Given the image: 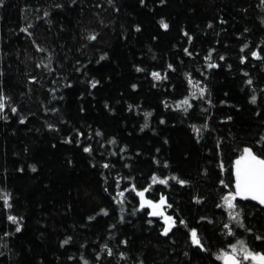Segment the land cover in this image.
Listing matches in <instances>:
<instances>
[{
    "label": "trees",
    "instance_id": "1",
    "mask_svg": "<svg viewBox=\"0 0 264 264\" xmlns=\"http://www.w3.org/2000/svg\"><path fill=\"white\" fill-rule=\"evenodd\" d=\"M0 93V264L264 254V206L223 205L264 158V0H0Z\"/></svg>",
    "mask_w": 264,
    "mask_h": 264
},
{
    "label": "snow or ice",
    "instance_id": "2",
    "mask_svg": "<svg viewBox=\"0 0 264 264\" xmlns=\"http://www.w3.org/2000/svg\"><path fill=\"white\" fill-rule=\"evenodd\" d=\"M160 24L163 28L167 29L168 25L163 20L160 21ZM91 38L94 39L95 37H91ZM245 47H247V45H245ZM185 51H187V49ZM252 55L259 58L258 54L255 52H253ZM221 59H223V57H221ZM209 67H215V65L210 64ZM137 70L140 71V69ZM152 75L155 79L161 78L159 73H153ZM249 83H251V81H249ZM93 87H95V83H93ZM201 94H203V89H201ZM255 99H256L255 97L252 98L253 103L255 102ZM5 100L6 97H4L2 93H0V111H3L5 107V103H4ZM184 103H187V101H184ZM12 111L15 112L16 109L13 108ZM196 131L198 132L199 129H196ZM84 151L88 152L90 151V149L85 148ZM105 167H107V165H105ZM234 174H235V192L230 193L228 196H225L223 198L227 207L230 209L235 207V205L233 204V200H235L237 196L243 199L251 198L252 200H258L260 204H264V158H260L256 156L251 149L245 148L243 150V154L235 162ZM172 179H176V177H172ZM152 183L166 184L167 180L159 179L158 177L153 176ZM179 183L183 184L185 182L179 181ZM146 191H148V189L137 192V195L141 198V207H143L146 204L153 209L150 215L162 216L163 213L160 212L158 209L161 207V205L164 204L165 202L164 198L161 197L159 204H153L151 201H147L144 199V195ZM119 195L123 196V193L121 192ZM3 198L5 200V204L10 207L7 201V197L5 196ZM8 219L13 223H16L17 220V218L14 216H9ZM170 221H172L171 217H165L166 227L164 228V232H163L164 235H167L168 232L171 230V228L174 226V222L169 223ZM225 227H227V225ZM16 231H20V228L17 227ZM191 235H192V242L198 245L200 241L197 238L196 231L193 230ZM65 243H67V241H65ZM239 243L241 244L240 254L243 257V260L251 259L255 261L256 264H264V254L253 253L248 250V248L243 244V242H239ZM109 254H111V250H109ZM218 259H222L224 261V264H241V261L238 260L236 256L235 245L232 246L231 254L224 252L218 257Z\"/></svg>",
    "mask_w": 264,
    "mask_h": 264
},
{
    "label": "rangeland",
    "instance_id": "3",
    "mask_svg": "<svg viewBox=\"0 0 264 264\" xmlns=\"http://www.w3.org/2000/svg\"><path fill=\"white\" fill-rule=\"evenodd\" d=\"M243 154V151H242V153L240 154V156ZM240 156L239 157H237L235 160H234V172H235V162H236V160L237 159H239L240 158ZM234 177H235V174H234ZM235 192V189L233 190V192H231V193H234ZM230 193H227L225 196H228ZM224 196V197H225ZM144 199L145 200H147V201H151V200H148L147 198H145L144 197ZM152 202H154V203H156V201H152ZM140 205H141V198H140ZM146 205V204H145ZM144 205V206H145ZM223 205H224V207L227 209V210H230V208H228L227 207V205L225 204V201H224V199H223ZM146 206H148V205H146ZM149 207V206H148ZM150 209V208H149ZM162 210V209H161ZM162 212H163V215L162 216H159V218H160V220L162 221V223H163V231H164V228L166 227V223H165V217H170L169 215H167V214H165L164 213V211L162 210ZM172 221H170L169 223H171ZM227 253H232V250H229V251H226ZM236 256H237V258L241 261V264H256V262L255 261H253V260H251V259H249V260H243V257H242V255H238L237 253H236Z\"/></svg>",
    "mask_w": 264,
    "mask_h": 264
},
{
    "label": "water",
    "instance_id": "4",
    "mask_svg": "<svg viewBox=\"0 0 264 264\" xmlns=\"http://www.w3.org/2000/svg\"><path fill=\"white\" fill-rule=\"evenodd\" d=\"M249 199H251V198H249ZM160 200H161V198L159 199V200H157L156 201V203H154V202H152L153 204H159L160 203ZM252 200V199H251ZM253 201H255V202H257V203H259L260 204V202L258 201V200H253ZM164 205V204H163ZM163 205H161V207L158 209L160 212H162V207H163ZM260 205H264V204H260ZM150 209V213L153 211V209L151 208V207H149ZM163 213V212H162ZM154 218H158L159 216H153ZM229 254H231V253H229ZM238 259V258H237ZM239 260V259H238ZM222 263L224 264V261L222 260Z\"/></svg>",
    "mask_w": 264,
    "mask_h": 264
},
{
    "label": "flooded vegetation",
    "instance_id": "5",
    "mask_svg": "<svg viewBox=\"0 0 264 264\" xmlns=\"http://www.w3.org/2000/svg\"><path fill=\"white\" fill-rule=\"evenodd\" d=\"M264 206V205H263Z\"/></svg>",
    "mask_w": 264,
    "mask_h": 264
}]
</instances>
